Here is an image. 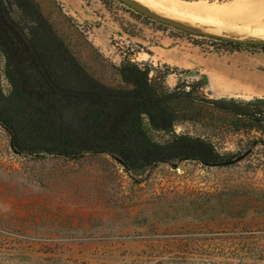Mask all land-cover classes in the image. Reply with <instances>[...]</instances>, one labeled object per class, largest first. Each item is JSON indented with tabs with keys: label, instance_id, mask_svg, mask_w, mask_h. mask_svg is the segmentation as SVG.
I'll return each mask as SVG.
<instances>
[{
	"label": "rangeland",
	"instance_id": "374dc122",
	"mask_svg": "<svg viewBox=\"0 0 264 264\" xmlns=\"http://www.w3.org/2000/svg\"><path fill=\"white\" fill-rule=\"evenodd\" d=\"M36 1L85 70L106 85L119 86V68L131 60L174 72L171 88L206 79L212 99H264V46L188 33L118 0ZM255 26L225 36L264 40L247 36ZM177 46V59L182 52L189 64L205 62L207 73L152 56ZM0 88L10 91L3 58ZM246 140L227 136L222 152H237ZM0 264H264V147L230 168L175 161L134 174L109 154L76 161L19 155L0 126Z\"/></svg>",
	"mask_w": 264,
	"mask_h": 264
},
{
	"label": "trees",
	"instance_id": "16d2710c",
	"mask_svg": "<svg viewBox=\"0 0 264 264\" xmlns=\"http://www.w3.org/2000/svg\"><path fill=\"white\" fill-rule=\"evenodd\" d=\"M0 58L10 84L8 93L0 88V126L19 155L109 154L143 174L175 161L230 168L264 147V99H212L206 79L171 88L174 72L131 60L119 68L122 83L106 85L85 70L36 0H0ZM182 125L197 130L178 133ZM240 135L248 140L237 152H222V139Z\"/></svg>",
	"mask_w": 264,
	"mask_h": 264
},
{
	"label": "bare ground",
	"instance_id": "6f19581e",
	"mask_svg": "<svg viewBox=\"0 0 264 264\" xmlns=\"http://www.w3.org/2000/svg\"><path fill=\"white\" fill-rule=\"evenodd\" d=\"M135 1L159 16L181 23L187 20L195 29L204 33L217 36H225V34L230 33L246 35L247 31L252 29V24H256L255 33L247 36L264 37V25H259L258 19L260 16L256 12V10L262 9L264 0H231L221 3L208 0L198 2L180 0ZM256 3L259 9L254 6Z\"/></svg>",
	"mask_w": 264,
	"mask_h": 264
},
{
	"label": "water",
	"instance_id": "95a60500",
	"mask_svg": "<svg viewBox=\"0 0 264 264\" xmlns=\"http://www.w3.org/2000/svg\"><path fill=\"white\" fill-rule=\"evenodd\" d=\"M120 2H122L123 4L129 6L130 8L136 10L137 12L144 14L145 16L152 18L153 20L160 22L162 24H166L168 26H171L173 28L188 32V33H197V34H205L208 35L206 33H202L201 31H198L197 29L190 27L188 25H185L181 22L166 18V17H161L156 15L155 13H153L150 9H148L146 6L138 3L135 0H118ZM213 37H218V38H223V39H227L230 40L236 44H240V45H245V46H264V40H258V39H248V40H244V39H231L228 38L226 36H217V35H212ZM115 159L123 165V161L120 158L115 157Z\"/></svg>",
	"mask_w": 264,
	"mask_h": 264
},
{
	"label": "crops",
	"instance_id": "0c3cea01",
	"mask_svg": "<svg viewBox=\"0 0 264 264\" xmlns=\"http://www.w3.org/2000/svg\"><path fill=\"white\" fill-rule=\"evenodd\" d=\"M181 48V46H177L176 48L173 49H169V50H157L154 49L153 50V57H156L158 60H160L162 63L168 64V65H172V66H176V67H184L186 69H200L201 71H203V73H207V68L205 65V62L203 63H198V64H189L185 58L183 57V53L181 52L180 54L182 55V58L179 60V58L177 59V52H179V49ZM175 58V59H174Z\"/></svg>",
	"mask_w": 264,
	"mask_h": 264
}]
</instances>
